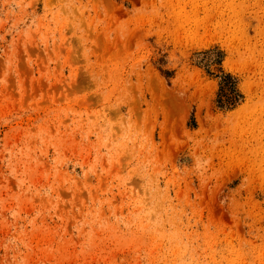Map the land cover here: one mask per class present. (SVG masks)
I'll use <instances>...</instances> for the list:
<instances>
[{"label": "rangeland", "instance_id": "1", "mask_svg": "<svg viewBox=\"0 0 264 264\" xmlns=\"http://www.w3.org/2000/svg\"><path fill=\"white\" fill-rule=\"evenodd\" d=\"M0 264H264V0H0Z\"/></svg>", "mask_w": 264, "mask_h": 264}, {"label": "trees", "instance_id": "2", "mask_svg": "<svg viewBox=\"0 0 264 264\" xmlns=\"http://www.w3.org/2000/svg\"><path fill=\"white\" fill-rule=\"evenodd\" d=\"M220 84L221 96L225 97L226 101L225 107H230L238 102L241 95L238 93L233 76L230 74H224ZM219 101L221 102V99Z\"/></svg>", "mask_w": 264, "mask_h": 264}]
</instances>
